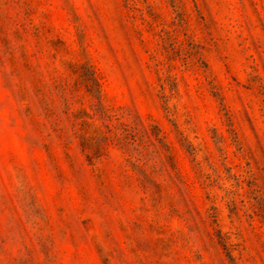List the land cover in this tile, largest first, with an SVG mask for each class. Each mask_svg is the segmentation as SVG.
Wrapping results in <instances>:
<instances>
[{
  "label": "rangeland",
  "instance_id": "obj_1",
  "mask_svg": "<svg viewBox=\"0 0 264 264\" xmlns=\"http://www.w3.org/2000/svg\"><path fill=\"white\" fill-rule=\"evenodd\" d=\"M0 264H264V0H0Z\"/></svg>",
  "mask_w": 264,
  "mask_h": 264
},
{
  "label": "trees",
  "instance_id": "obj_2",
  "mask_svg": "<svg viewBox=\"0 0 264 264\" xmlns=\"http://www.w3.org/2000/svg\"><path fill=\"white\" fill-rule=\"evenodd\" d=\"M55 83H56V85H58V82L55 80ZM125 148H127V146H129V145H127V144H125V145H123Z\"/></svg>",
  "mask_w": 264,
  "mask_h": 264
}]
</instances>
